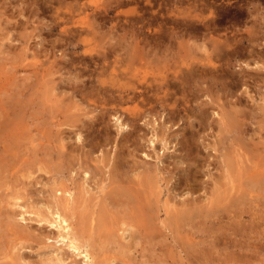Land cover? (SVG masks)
<instances>
[{"label": "rangeland", "instance_id": "obj_1", "mask_svg": "<svg viewBox=\"0 0 264 264\" xmlns=\"http://www.w3.org/2000/svg\"><path fill=\"white\" fill-rule=\"evenodd\" d=\"M58 1L59 2H57V0H53V1L52 0H42V1L41 0H0V159H1L0 162L1 163L4 162V165H5V166L3 164L0 165V232H1L0 233V264H20V262L24 258H25L24 259L25 261H22L23 264H25L26 261L27 263L29 262V264L30 262L31 264L32 262L35 264H44L43 260L51 257V250L47 249L46 246L50 244L52 245L55 244L56 247L57 246L59 247L61 245L59 242L58 243L55 242V240H52V239L47 240L46 238L48 237L49 233L54 232V229H52L49 226V224L45 223L44 221H43L44 223L39 222L40 220L39 217L33 214L28 216L27 214L25 217L32 218V219H27V221H23V222L21 221L16 226L17 228H19V226L22 227L21 229L24 230V233L27 232L26 235L28 234L30 236L29 237L27 235V241L25 242V246L27 249L21 252V254H23L22 255L23 257L21 256V261L19 260L20 262L15 259L16 257L12 254L14 253L15 250L11 246H14L15 243H18V241L20 242L21 240L18 238V236H16L13 233L14 232L13 229L11 230L9 227L5 228L4 226L7 224V220H6L8 218L7 211L10 210L9 213L10 212L17 213L19 211L28 210V209L30 211H33L32 209L33 207L35 208V210H38V209L39 211L41 210L40 212L42 213L44 212L45 215L49 217L48 212H46L47 209L43 208L44 209L43 210L42 207H45L43 205L46 202V199L49 198L50 196V187L56 181L58 182V184H61V182H64L61 185H67V186L69 185L74 186V184L72 185V183L74 182H76L77 184H82L80 179L83 178L84 176L83 172L85 170L91 173V177L88 178L89 180L86 182L87 184L91 183L88 186L90 187V190L92 189V193H89L90 195L82 194L84 199L85 198L86 199L84 200L82 198L80 200L81 204H79L78 209L76 211L80 212L81 214L82 212H84L85 214H88L89 212H95L94 216L96 215L98 216L99 211H100V208L98 207V205L103 204L104 203L103 201L107 200L106 197L109 196L110 202L108 200L105 201V203L107 202L108 204L104 203L105 205L103 204V206L109 207L111 203L112 208L111 207L107 208V209H110V211L108 210L109 211L108 216H110L111 218L112 216H114L115 220L114 219L113 220L116 221L114 224V222L109 218V223L113 222L115 228H113L114 227L113 224L112 225L109 224L110 226H112V228L109 225L104 226L103 228L97 225L96 229L93 231L94 233L89 228L87 229V232H85V235L93 236L94 242H95L94 243L95 250H97L96 249V247H98L97 245H100L98 247V250L102 248L100 249L101 251L100 253L96 251V255L98 257L97 260L99 262L101 261L100 260L101 258L103 261V256L101 253H105L104 259H106L105 258L106 256H108V259H109V257H112V255H114L115 253V257L116 256L118 257H116V259L114 258V256L112 259L110 258L111 260L113 259L117 260L118 258L117 261H114V264H119L120 263L119 259L122 260L121 263L123 264H146V262L148 264H264V210H263L264 209V202H263L264 198L263 197H261L260 198L261 200L259 199L257 203L256 201H254L255 203L254 202L250 203L251 205L249 206V208L247 205L248 203L245 206L241 205V207L243 206L242 211H241V207L236 206V207H232L230 211L224 210V209L219 210L218 212L219 215L218 213H216L215 214L216 216L214 215V217L211 216L205 219L204 218L200 219V217L199 218L197 217L198 220L195 217V219H193L192 221H189L191 225L188 228L185 226L186 224H189V222L188 223L185 222L186 224L182 222L185 225L184 226L183 224H181V227L182 225L184 226L183 229L181 228L183 231L179 229L180 223L177 226L176 224L168 223L166 221V223H168V225L171 227L170 228L169 226H167L169 227L171 231H169V229L167 230V228L165 229V227L161 223V220H163L162 218L167 219L166 217L169 215L170 212L172 213L174 212L173 214H175L177 213L176 211L178 209H181V207H183L184 209L186 206L184 202L186 203L187 201L188 202L187 205H191L190 207L193 208L195 207V204L199 202L198 200H200V198L203 199V200L201 199L203 203L206 202L205 200L209 196L208 192L210 194L211 189H213L212 187H218V188L221 187V189L226 188V186H224L225 181L222 176L223 170L220 168L219 164H220V161L222 160L223 154L227 152L226 151L227 149L225 146H227V148L230 147V150L228 149V152H229L233 149V143L232 141H230L232 138L229 136L230 138L224 139L225 142L223 141V143H221L222 147L219 148V146H216L217 149L219 148L218 151L217 149L216 150L212 149V141H214L213 137L216 135L215 131H217V125L216 123L214 124V120L218 118L216 117V115L213 114L214 111L211 107L213 103L211 101V97L212 99L213 98L215 99L214 102H217L220 104L226 103L227 101H226L225 93H223L218 88H214V87H213L214 89L211 88L212 82L200 81L199 83H197V87L200 91L197 92L193 90L194 97L192 99L193 107L195 108L194 110L195 115L197 117L191 119L192 124L190 127L192 128H189L188 130L187 128L186 129L184 128L188 125L186 124L185 117H178L176 119H170L168 121V118H165L166 120L164 119V114L161 117V115L156 116V114L149 115L148 112L142 113V111L144 112L145 109L147 108V107H144V109L138 113L139 116L137 117V119L133 123H131L132 126L130 125L131 126L130 129L125 130L123 132L120 131L121 127L117 121V116L120 117V114H119L120 112H117V115H114L115 114L114 111L108 112V109L111 108V106L109 105L106 106L104 104L101 105L103 100L98 99L97 97H95L94 100H99V103H97L99 106L97 105L96 107L98 108L94 112H92V110H90L92 106H90V104H88L89 106L87 105L89 101L87 100L86 102V98L80 93V90H82L83 87L89 88L91 84H95L97 85V87H100L99 83H97V80H101V78H103L104 80H107L108 77L106 76V74H98V73L103 70V67H105L104 69H106V67L112 68L115 66H118V67L124 66L123 62L125 61H121V59H123L124 57H126V59H129L127 57L138 55L137 57L140 58L142 56V58H140L141 60L140 59L133 60L136 62V63L133 62L135 63V66L137 65H140V66L149 65L148 67L153 66L154 64L150 65L149 61L146 62L147 58L145 59L146 56L143 53H145V51L152 52L151 50H153L154 45H152V48L150 49L148 48V46H146V43H145L146 41H143V40L145 39L147 41H150L151 39L152 41V39H157L160 41L168 42V40L165 38L168 37L171 32H174L176 30H179L180 28H183L184 23L191 22L193 26H199L198 23L197 24L194 23L195 20L192 18V15L198 14L197 12H200L199 9L202 7L196 10L194 14L193 13L194 10L193 9L190 10L189 8L188 3L192 2L189 0H183L184 2H177V0H154L153 2L152 0L151 4L148 3L149 5L147 4L145 0H138V1L136 0V2L127 3V4H124L123 6L120 5L119 8L114 4V8L112 7V9H108L109 8V5L107 6V4H109L108 0H79L78 1L79 3L76 2L75 0H64V1L58 0ZM142 1H144L145 3H143ZM245 1H247V3L248 2L252 3L253 6L258 7L260 11V18L264 22V1L263 0H260V1L243 0V2ZM134 3H138V4H134ZM247 3L239 2V4H242V5H246ZM218 4L220 5L217 11L218 17L232 15V13L234 12L227 2H219ZM134 6H135V9L137 8L136 14H139L140 17L137 16L136 14H130V11L134 9ZM106 8L108 9L109 13L105 12ZM165 8L167 11H165ZM114 10H116L117 12ZM172 10H175L178 12H184L183 10H190L189 13L191 14V17L189 18L187 14H185V12L183 15H181L180 13H177L178 15H176V12H174V15H173V13H171ZM120 11L124 14L128 13L129 16L128 14H126L127 16L123 15L122 13L119 14ZM164 12H165V16H164ZM100 13L101 15H98ZM159 15L160 17H158ZM198 15H202V11ZM169 16H170V19L168 18ZM202 16H209L208 11L203 13ZM172 17H173V20H175L174 22H172L173 21L171 19ZM145 18L147 22L145 21ZM159 18H161L162 20H160ZM136 27L139 29H137ZM164 27H165V30L162 29ZM159 34L161 35V37ZM163 34H165L166 37ZM77 37H78V40H77ZM133 38L135 39V41ZM181 39H183L184 42L185 40L187 42V40L189 39L190 43L196 40V38L192 39V37L191 39L189 37H181ZM181 39H178V42L177 40H175L177 45L172 44L171 49L174 48L175 50H180L181 46L178 43L179 41L180 42L182 41ZM142 45L146 47L144 48ZM149 47H151V45H149ZM260 47H258V49L262 50L263 47L262 48ZM154 49L156 48L154 47ZM128 52H130L129 53L130 55L128 54ZM160 52H158L157 54H159ZM192 52H194V50L191 51L190 53ZM131 54H134V55H131ZM105 55L107 58H105ZM118 55H120L122 58H120V56ZM115 56L118 59L117 62H114V59H116ZM103 59H105L106 61L103 62L104 61ZM108 59H109V63H108ZM247 59L250 62H247ZM100 60L102 61L100 62ZM137 61L139 62V64H137ZM236 61L235 60L233 61V64H235L233 67V70H238L240 68L239 64L242 66H245L247 63L248 64L250 63L249 64L250 67H248L249 70L254 65V57L253 59L252 57H241V58H238ZM94 62H97L95 63L97 66H92V65H95ZM43 63L45 64L44 67H40V65H42ZM90 67L91 68L96 67L99 70L97 69L98 70L97 71L95 70L96 68L91 69ZM153 67L155 69L154 68L152 69L156 71L159 68V67L156 68L155 65ZM35 69L37 70L35 71ZM86 69L89 71H86ZM74 70L75 72H73ZM78 71L81 74L78 73V75L76 76ZM88 72L90 73L88 74ZM92 72L94 73L91 74ZM40 73L42 74L41 77H39L41 75ZM37 76H38L37 80H39V82L36 81ZM70 78H72V80ZM52 80H54L55 83ZM70 80L72 82L75 80L74 84H72L75 86H71ZM76 80H77V84H76ZM43 82L45 83L48 82L46 83V85L47 84L49 85L51 91L49 87H47L45 83ZM55 84H56L57 91L56 89L54 90ZM64 84L67 86L66 90H65L66 87L63 86ZM43 86H45V88ZM92 86L93 85H91L90 87ZM59 87L60 89H58ZM197 87H194V89H196ZM48 89H49V92L47 93L45 90L48 91ZM201 89L203 90L208 89V92L207 91L203 92ZM58 94H60V96ZM62 94H65V96L64 95L62 96ZM209 96H210V99H209ZM219 96H221L222 98ZM57 97L58 99L63 98L61 102H64L65 106L63 107L61 106L60 108L59 105H63V103L62 104L56 103L57 101L59 102ZM68 97H69V100L67 99ZM203 99L204 100L208 99L209 101L207 100L204 101ZM249 99L251 100V98H248L246 101L248 102ZM258 99L260 100V98L256 96L253 99V101L251 100L252 103L249 102L250 105H248V103L247 105L248 106H251V104L254 105L253 102H255V106L256 105L259 106L260 102ZM229 100L231 99L229 98ZM52 101L56 105L55 107ZM68 101L70 103H68ZM200 101H203V102H200ZM205 102H209L210 104L205 103ZM72 104L74 105L76 104V106L73 105L74 107H76V109H73ZM132 105L133 104H128V105H125L124 107L129 106V107L134 108V105L133 106ZM253 105L251 107H255ZM20 106H22V108ZM52 107H53V110L54 108L56 109L55 113L52 110ZM102 107H104L103 110H102ZM201 107L203 109L204 108L206 109L205 115L208 117V120H209L208 122H206V125L205 123H201L200 116L198 115L199 113H201L200 111H203ZM57 109L58 110L62 109V110H60L58 113ZM105 109L107 110L105 111ZM70 110L72 113L74 112L75 114L73 113L74 114L73 115L72 113H69ZM63 111H66V112L64 113ZM101 111L102 113L104 112L102 115L104 116L105 114L104 116L105 118H103L102 115L100 116ZM64 114L65 116L66 115L67 116L64 117ZM78 114H80V116ZM52 115L53 116L55 115L54 117L57 116L56 119ZM72 115L75 117L74 120L71 119ZM83 115L87 116L86 119H83ZM59 116L64 117L65 120L63 118H60ZM125 117L126 115H123L120 117V119L122 118L121 122L123 119H124L123 123H125L126 121L129 122ZM147 117L150 121L147 119ZM156 117L157 119L154 120ZM67 118L70 122V123L67 122L68 124L66 123ZM151 118L154 120V122L152 121ZM59 120H60L59 123H65V124H63L62 126L56 127L57 125H59L58 123ZM178 120H179V123H178ZM73 121H75V123ZM84 121H86L87 123L89 121L90 124L88 123L87 126L83 127L84 125H81V124ZM166 121L167 123H164ZM173 121L175 123H173ZM78 122L81 124H79ZM169 122H171L170 127H172V129L168 127ZM199 122L201 123V125H199ZM64 125L67 126L65 128L66 130H64L63 128V133H61L62 132L61 127H64ZM77 125L78 127H76ZM89 125H92V129H93V131L91 129L88 130L90 133H88V131L85 130L86 127H88ZM71 126L73 127L71 128ZM255 126H253V124L249 126L252 132ZM58 128H59V131H57ZM79 128L84 129V130H81ZM95 128L96 130H94ZM155 128H160L162 129V131L164 130V134L162 135V133H160L159 131L160 129H155ZM80 131L82 133L81 134L82 138L80 142H78L79 140H78L77 132H80ZM127 131H130L133 136L132 135L128 136ZM72 132H75L74 135L72 134ZM100 132L101 134H104V136H102ZM157 132L160 133L159 136ZM184 132L185 133L187 132V133L185 134ZM43 133H46V134L44 135ZM60 134L68 135V138L66 139L65 143L67 144L68 142L69 144V145L67 144L68 147L69 146H70L69 148L72 147L71 149H73L74 151L72 157H69V158L60 157V153H59L60 149L58 147V143L56 142V140H58V138L62 136ZM92 134L94 135L92 136ZM124 134L128 136L126 137L129 140L124 136ZM262 134H264V131H261V134L255 137L256 138L258 136L264 137V135ZM48 135H50V141L48 140L49 139ZM164 135L165 136L169 135V137H165ZM188 135H193L194 139H193V142L191 140L192 145L190 144V142H188L189 147L185 148L184 141L187 140V137L185 136H188ZM45 136L47 137V139H45L46 138ZM73 136H75L74 139H73ZM93 137L97 141L92 139ZM152 137L155 140L154 145L151 142L153 141ZM162 137L164 139H167L168 141L167 142L168 144H166V146H165L164 140H162L164 143L159 142ZM70 138L72 141L70 140ZM42 139L44 140L41 141ZM82 140L84 143L82 142ZM32 141L34 143H32ZM104 143L106 145H104ZM193 143L196 144L197 146L194 145ZM33 144L35 145V147L32 146ZM40 144L44 145L43 146L44 148H46V145H47V148L44 149ZM50 144L51 145L53 144V145L51 146ZM77 144L79 145V147ZM84 146H86V148ZM33 147L34 149H32ZM223 147H225V150H222ZM41 148H43L45 152H47L48 150V154L46 155L42 151L43 149ZM82 148L83 150L84 149L87 150L86 151L87 154L86 153L85 155L83 154L85 151H82L81 150ZM116 149L117 150L123 149V150L117 151ZM35 150H36V153H35ZM51 150H52V154L50 156L49 152H51ZM114 151L117 152L118 155L123 156V157H120L116 154L114 155V157L117 156L115 157L116 159L118 157L119 159L120 158L122 159L123 163L120 162L122 163L120 164V166L122 167L124 166L123 168L125 169L121 170L122 167L120 166L118 168V170H120V172L122 173H120L118 170H115V168H112L114 166L113 164H115L114 160H116L113 158ZM33 153L35 155H33ZM218 153L220 154L219 156H218ZM44 154L46 156H43ZM80 154H83L84 156ZM125 155H128V156L126 157ZM56 156L58 157V159L60 158V161L56 158ZM194 156L197 157L198 160ZM77 157L79 158L78 161H77L78 159ZM220 157H221V160H220ZM55 158L59 162H62L61 163L62 166L59 165L60 163L58 164L57 161H56L57 164L54 162ZM123 158L125 160L127 159L128 162L126 161L124 162ZM37 159L41 161V163H43V167L44 166L46 167V165H48L47 168L44 167L43 169L50 170L53 173L50 172L51 174L49 173L46 174L44 170L39 171L41 167L40 165H37L39 163ZM73 159L75 160V162ZM97 159L100 161L98 162ZM192 159H194L193 162H192ZM195 159L198 161L197 163H199L200 165L197 168L199 172L198 171L196 172V169H195V165H196ZM133 160H136V161L133 162ZM33 162L34 163L36 162V165H34ZM51 162L53 165H49ZM54 163L59 168L55 166ZM106 164H109L112 167L110 166V168H108L109 165L107 167ZM132 164L133 165L137 164L138 168L136 165L133 166ZM163 166L165 168H163ZM190 166H193V167H190ZM216 166H218V168H216ZM87 167L89 168L90 171L87 169ZM105 167H106L105 170H101V171L99 170L102 168L104 169ZM63 168H64V171H63ZM131 168L133 170L135 168L136 169L133 171ZM110 169L112 170L114 169V171ZM81 170H83V172H81L83 176L80 175ZM98 170L99 172H103V174L99 173ZM109 170L111 172L112 179L108 175L110 174ZM137 171L140 172L138 174H140L142 178L145 176H147V179L151 178L150 182L148 181H147L148 183L145 182L148 186L144 183L147 186V188L144 187L145 186L144 184H143L144 188H142L143 191H145L146 189V192L149 190L148 191L149 193L147 192L145 195L147 198L146 201L143 202L144 204L141 203L143 205V208H142L143 211L141 210L140 212V210H137L140 205L138 203H136V205L138 204L137 205L138 207L135 204L132 206L126 205L125 201L127 200L126 198L123 199L124 197L119 196L120 198L118 197V199H115V200L112 199L114 192L111 193V195L108 193V196L104 197V194H106L104 192H107L110 188L112 187L118 188L117 186H120V184L124 185L126 180L127 181L134 180L130 178V176L135 178L134 175L132 174H134L133 172H137ZM153 171L154 173L156 172V175L153 173ZM32 172L34 174H32ZM92 172H94L95 174ZM143 172H148V173L144 176ZM220 172L221 174H219ZM99 174H102V175L99 176ZM129 174L130 176H128ZM138 174L135 173V176L137 178H138L137 176ZM152 174H154L155 177L157 176L156 179L153 177ZM55 175L57 179L55 178ZM92 175L93 177L95 175L96 179H93ZM123 175L124 176L126 175L125 178ZM195 175L198 181L196 186H197V189L198 190L200 189V190L199 191L196 190V193L188 192L187 194L186 192L187 190L185 189L184 186H186V182H188V179H191L192 178L191 176L195 177ZM211 175H213V177H211ZM102 176L103 178L101 179ZM140 176H139V179L137 180L142 179L140 178ZM72 177H75L74 178L75 181L74 179H71ZM69 178L71 179V181ZM213 178L215 181L212 180ZM100 179L101 181H105V182H101ZM94 180H95V184H97L95 186L92 185V183L94 184ZM217 180L222 184L220 183L213 184V183L218 182ZM98 182L104 183L106 187H109V186L110 187L106 189V191H99L98 189H96V186L98 187V186H103V185L99 184ZM153 182L155 183L157 182L156 186L155 184L153 186ZM116 183L118 184L116 185ZM91 185L94 187V191ZM207 186L210 188V190L208 189ZM156 187L158 188L155 189ZM158 189L159 191L157 192ZM150 190H152L154 193H152V191ZM155 194H157L155 196L156 198L154 197ZM89 196L93 198V200L95 201L94 203L92 202L93 200L91 199H89L91 200L90 201L91 204L87 202ZM148 198H150L152 202ZM196 198L197 199L199 198V199L196 200ZM166 199H167V202H166ZM188 199H190L193 202H191ZM121 200L124 202V205H122L123 202L120 205ZM153 200L156 202V204L153 203L154 202ZM112 201H115L117 204ZM98 202L100 203L98 204ZM145 202H147V206H145ZM200 202L198 203L199 205L203 204L202 202L201 203ZM260 202H261V205H260ZM14 203H17L18 205L23 207V209H21L20 207L18 208L16 206L15 207L11 206ZM150 203H153V204L151 205ZM166 203L169 205V207ZM174 203L176 204L175 207L177 208L173 207L175 205ZM180 203L181 204L183 203V205H181ZM87 204L89 205V207L90 205L92 207L88 208ZM39 207H41V209ZM79 207H81V209L83 210L81 211ZM150 207H151V211L149 210ZM152 207H153V210H152ZM166 207H168L169 209L172 208L173 210L167 209V212H166ZM98 208H99V211H97ZM130 209L131 210L134 209V211L132 210L130 212ZM233 209L235 211H232ZM111 211L113 213L114 212H117V213H114L115 214L114 215L113 213H111ZM145 211L147 215H144ZM125 212L126 213L130 212L128 213L130 215L131 213L134 212L135 217L133 215L134 218L130 219L132 218V216L130 215L126 216L127 214L123 215ZM139 212L142 213V216H144L143 218L139 214ZM136 213L137 215L139 214L140 216L137 217ZM235 213L238 214L239 216L238 215L236 216ZM120 214H122L123 216ZM89 215L92 216V214H89ZM118 215L120 216L118 217ZM77 216L79 218V213H77L76 218ZM149 216H152L153 218L157 217V219L156 218L154 219L155 222L154 220L153 222L151 221L153 225L155 224L153 226L154 229L151 224L149 225V224H146L145 222V221H147V223L149 222ZM128 217L131 220V222L130 220H128ZM141 218L143 219L142 222H141ZM30 220H33V221H30ZM121 221H126L127 223L133 224L134 226L138 225V227L139 226L141 227L142 225V227L144 228L146 227L151 228V230L153 229L154 231L153 230L150 231V229H148V231L151 233H155L154 235L151 233L150 235H147L145 232H143L146 235V237L148 236V238H146L148 241L146 239H143L144 240L143 244L140 243L142 242V239H139L138 241L139 237H137L136 244H138L137 245L138 247L135 244L131 248V251H128L129 252L128 254L132 253L129 256V260L131 261L127 260L128 255L123 256L122 255L123 253L121 254L122 250H121V247L118 246V243L114 244L113 241L108 242V239H106L108 237L106 236L104 237V234H106L108 229L111 228V231L113 230L116 231L115 229H117V222L118 224H120ZM134 221L137 224H135ZM138 221L140 224L141 223L142 224L139 225ZM199 221L205 223L204 224L205 226L200 224L201 222L199 223ZM170 224H172L173 226ZM155 226L158 229H156ZM173 227L175 228V230ZM141 228H140L141 231L145 230L147 232L146 229L143 230V228L142 229ZM177 230L179 232L181 231L182 233H179ZM4 231L6 232V234ZM100 231L102 235L100 234ZM129 231H132V230L130 229ZM121 233L122 232H119L120 235ZM128 233H126L127 240L126 241L122 240L124 241L126 245L129 239ZM95 234H98V236ZM143 236L144 235H142V237ZM152 236H154V238ZM97 237L98 238L100 237L99 239L101 241L102 239H104L102 242L105 241V243H101V241ZM150 238L151 239L153 238V239L151 240ZM110 242L113 244H111ZM109 243L111 244V246L109 245ZM107 247L111 248L112 252L109 251V249H106L108 251L106 252L105 248ZM117 248H119V250L121 251L119 250L117 251ZM64 250L67 254H69L68 255L69 257L71 256L69 258L70 261L68 260L69 262H75L74 260H76L78 262L77 264H80L79 261L82 259V257L80 256L74 257L71 251L66 247L64 248ZM68 251H70V253H68ZM119 252L121 254L120 257H119ZM97 253L100 255H98ZM12 255L14 256L13 258H11ZM124 257L126 259H122ZM14 259L18 263L14 261ZM110 259H109V262L106 259L104 263L108 262L106 264H111ZM82 263H83V259L81 260V264Z\"/></svg>", "mask_w": 264, "mask_h": 264}, {"label": "bare ground", "instance_id": "obj_2", "mask_svg": "<svg viewBox=\"0 0 264 264\" xmlns=\"http://www.w3.org/2000/svg\"><path fill=\"white\" fill-rule=\"evenodd\" d=\"M42 1V0H41ZM53 1V0H52ZM64 1V0H62ZM61 1V2H62ZM76 2H78L79 0H75ZM109 1V4H107V6L109 5V8L108 9H112V7L114 8V4L119 8L120 5H124V4H127V3H131V2H136V0H108ZM138 1V0H137ZM147 2V4H151L152 3V0H145ZM189 1H192V2H189V8L190 10H194V12H196V10H198L200 7L199 10L200 12H197L198 14L201 13L202 11V15L203 13H205L206 11H208L209 13V16H202V15H192V18L195 20L194 23H198L199 26H193V24L191 22H186L184 23V26L183 28H180L179 30H176L174 32H171L169 34L168 37H166L165 34V39L168 40V42H164V41H160V40H157V39H150V41H147L144 40L143 41H146V46H148V48H152V45H154V47L156 49H154L153 47V50H151L152 52L150 51H145V53H143L146 57V62L149 61L150 65L151 64H154L156 66L157 71L156 70H153L152 68H154L153 66H140V65H137L135 66V61H133L134 59H140L142 58V56L140 58H138L137 56L138 55H134V54H131V55H134V56H131V57H127L129 59H126V57H124L123 59H121V61H125L123 62L124 63V66H115V67H112V68H109V67H106V69H104L105 67H103V70L101 72H99L98 74H106V76L108 77L107 80H104L103 78H101V80H97V83H99L100 87H97V85L95 84H91L93 85L92 87L89 86V88H82V90H80V93L81 95H83L85 98H86V102L87 100L90 102L87 103L90 104V106H92V108H90V110H92V112H94L98 107H96L99 103V100H94L95 97H97L98 99H101L103 100V102L101 103V105H109L111 106V108L108 109V112L109 111H114L115 114L114 115H117V112H120V117L123 116V115H126V119L129 121V122H125L123 123V120L121 122V119L120 117L117 116V121L120 125V131L123 132L125 130H128L130 129V127L132 126L131 123H133L137 117L139 116L138 113L141 112L144 107H147L145 109V111L142 113H149L150 114H156L157 115H162L164 114V119L165 118H168V121L170 119H176L178 117H185L186 118V124H188L186 127H184L185 129L187 128V130L189 128H192L190 127L191 126V119L197 117L195 115V108L193 107V103H192V99H193V90L199 92L200 90L198 89L197 87V83H199L200 81L202 82H212L211 84V88H218L220 89L223 93L226 94V103H223V104H220V103H217V102H214L215 99L213 100L212 97H211V101L213 102L212 103V109L214 111V115H216V117L218 119L214 120V124L216 123L217 125V131L216 132V135L213 137L214 138V141H212V149L216 150L217 147L216 146H221V143H223L224 139H228V138H232L230 141H232L233 143V149L231 151L228 152V149L230 150V147L227 148L226 147V153L223 154L222 156V160H221V157H220V168L223 170V179L225 181V184L224 186H226V188H218V187H212L213 189H211V192L209 194L208 192V197H204L206 198V202L203 203V199L200 198V200H198L196 198V200H198L199 202L201 201L203 204L199 205L198 203H194L195 204V207H190L191 205H187V201L186 203L184 202V205L185 208L183 209V207H181V209H178L175 213L173 214L172 212H170L169 210L172 209V208H168L166 207V212H167V209H169L168 211L172 214H170L169 212V216L167 213V219H164L162 218L163 220H161V223L163 224V226L165 227V229L167 228V230L169 229V225L168 223H172V224H176L177 226L179 225L180 223V228L179 229H183L184 228V224H186L185 222H189V221H192L193 219H197V217L200 219L202 218H207V217H214V215L216 213L219 212V210H231L232 207H236V206H239L241 207V205L245 206L247 203L248 205V208L249 206L251 205L250 203L256 201V203L258 202V200L263 197L264 198V137L262 136H258L257 138L255 136L261 134V131H264V22L263 20L260 18V11L258 9L257 6H253L252 3H247V1L243 2V0H189ZM257 1V0H256ZM260 1V0H258ZM264 1V0H263ZM57 2H59L57 0ZM60 2V3H61ZM143 3H145L144 1H142ZM154 2V0H153ZM157 2V1H156ZM177 2H184L183 0H177ZM219 2H227L228 5H230V7L233 9V13L232 15H226V16H219L218 17V8L220 7V5L218 4ZM239 2L241 3H247L246 5H242V4H239ZM40 3V2H39ZM79 3V2H78ZM50 4V3H49ZM54 4V3H53ZM134 4H138V3H134ZM140 4V2H139ZM148 4V5H149ZM187 4V6H188ZM239 4V5H238ZM255 5V4H254ZM138 6V5H137ZM136 6V7H137ZM151 6V5H150ZM108 9L106 8L105 9V12L106 13H109ZM137 9V8H136ZM135 9V6H134V9H132L130 11V14H136L137 11ZM168 9V8H167ZM102 10V9H101ZM178 10V9H177ZM190 10H183L185 12V14H187V16L190 18L191 17V14L189 13ZM220 10V9H219ZM98 11V10H97ZM116 11V10H114ZM139 11V10H138ZM165 11L166 8H165ZM204 11V12H203ZM117 12V11H116ZM174 12H176V15H178L177 13H180L181 15L184 14V12H178V11H175V10H172L171 13H173L174 15ZM96 13V12H95ZM94 13V14H95ZM98 13V12H97ZM122 12L120 11L119 14H121ZM140 13V12H139ZM153 13V12H152ZM123 15H126L128 13H122ZM141 14V13H140ZM179 14V15H180ZM195 14V13H194ZM98 15H101L98 14ZM104 15V13H103ZM102 15V16H103ZM137 16H139V14H136ZM153 15V14H151ZM107 16V15H106ZM127 16V15H126ZM129 16V14H128ZM164 16H165V12H164ZM163 16V18H164ZM172 16V15H171ZM95 17V16H94ZM140 17V16H139ZM160 17V15L158 16ZM170 19V16L168 17ZM183 18V17H182ZM144 19V18H143ZM160 20H162L161 18H159ZM173 20V17L171 18ZM105 20V19H104ZM151 20V19H150ZM158 20V19H157ZM167 20V19H166ZM189 20V19H187ZM108 21V19H107ZM138 21V20H137ZM145 21H146V18H145ZM149 21V20H148ZM175 20H173L172 22H174ZM191 21V20H190ZM147 22V21H146ZM152 23V22H150ZM148 24V23H147ZM155 24V23H154ZM163 24V23H162ZM176 25V24H175ZM142 26V25H141ZM144 26V25H143ZM178 26V25H177ZM180 26V25H179ZM131 27V26H130ZM154 27V26H153ZM162 27V25H161ZM137 28V27H136ZM143 28V27H142ZM158 28V27H157ZM179 28V27H178ZM139 29V28H137ZM159 29V28H158ZM165 30V27L162 28ZM153 30V29H152ZM138 31V30H137ZM170 31V30H169ZM158 33V32H157ZM163 33V32H161ZM156 34V33H155ZM167 34V33H166ZM160 35V34H159ZM145 37V36H144ZM155 37V36H154ZM157 37V36H156ZM161 37V35H160ZM181 37H189L191 39L193 38H196V40L192 41L190 43V40L188 39L187 42L185 40V42L183 41V39H181ZM163 38V37H162ZM134 39V38H133ZM161 39V38H160ZM164 39V40H165ZM178 39H181L182 41L180 42L179 41V45L181 46L180 50H175L173 47V49H171V45H175L176 44V41L178 42ZM198 39V40H197ZM77 40H78V37H77ZM174 40V42H173ZM135 41V39H134ZM133 41V42H134ZM155 41V42H153ZM148 42V43H147ZM184 42V43H182ZM138 43V42H137ZM143 43V44H145ZM136 44V43H135ZM137 45V44H136ZM149 45H151V47H149ZM177 45V44H176ZM186 45V46H185ZM140 46V45H138ZM143 46V45H142ZM146 46H143L144 48ZM262 46V47H260ZM179 47V46H178ZM177 47V48H178ZM258 47L262 48V50H259ZM176 48V49H177ZM184 49V50H183ZM140 50V49H139ZM147 50V49H146ZM193 51L192 53L189 52ZM129 51V50H127ZM126 51V52H127ZM144 51V50H143ZM161 51V52H160ZM125 52V51H124ZM134 52V51H133ZM136 52V51H135ZM158 52H160L159 54H157ZM113 53V51H112ZM115 53V52H114ZM130 52H128L129 54ZM138 53V52H137ZM122 54V53H121ZM120 54V55H121ZM118 55V56H120ZM130 55V54H129ZM141 55V54H140ZM108 56V55H107ZM241 57H254V65L252 66V68H249V64L247 63L245 66H242L239 64L240 68L238 70H233V67L235 64H233V61L237 60L238 58H241ZM105 58L106 55H105ZM116 59H114V62H117V57L115 56ZM120 58H122L120 56ZM244 59V58H243ZM251 59V58H250ZM98 60V59H97ZM105 62L106 60L103 59ZM116 60V61H115ZM141 60V59H140ZM240 60V59H239ZM242 60V59H241ZM102 60H100L101 62ZM245 61V60H243ZM135 62V63H133ZM145 62V61H144ZM240 62V61H239ZM247 62H250L248 59H247ZM38 63V62H37ZM90 63V62H89ZM97 63V62H94V64ZM108 63H109V59H108ZM122 63V62H121ZM237 63V61H236ZM245 63V62H244ZM252 63V62H251ZM101 64V63H100ZM103 64V63H102ZM137 64H139V62L137 61ZM145 64V63H144ZM44 63L42 65H40V67H44ZM92 65V64H91ZM105 65V64H104ZM86 66V65H85ZM92 66H97L96 64L95 65H92ZM88 68V67H87ZM91 68V67H90ZM94 68V67H92ZM91 68V69H92ZM96 68V67H95ZM94 68V69H95ZM79 69V68H78ZM98 68H96L95 70H97ZM155 69V68H154ZM37 69H35L36 71ZM52 70V69H51ZM99 70V69H98ZM97 70V71H98ZM53 71V70H52ZM80 71V70H79ZM79 71L77 72L76 76L78 75ZM86 71H89L86 69ZM91 71V70H90ZM39 72V71H38ZM41 72V71H40ZM47 72V71H45ZM59 72V71H57ZM75 72V70L73 71ZM90 72H88L89 74ZM94 72H92L91 74H93ZM41 74V73H40ZM75 74V73H74ZM81 74V73H79ZM90 74V75H91ZM89 75V76H90ZM151 75V77H150ZM42 74L39 76L41 77ZM45 76V75H44ZM75 77V76H74ZM79 78V77H78ZM38 79V76L36 77V81L39 82ZM72 80V78H70ZM99 79V78H98ZM46 80V78H45ZM70 80V81H71ZM54 82V80H52ZM51 81V82H52ZM68 81V82H70ZM36 82V83H37ZM50 82V84H51ZM67 82V83H68ZM72 82V81H71ZM71 86H75V85H72L74 84L75 80L71 83ZM45 83V82H43ZM48 83V82H46ZM45 83V85H46ZM55 83V82H54ZM93 83V82H92ZM53 84V83H52ZM76 84H77V80H76ZM80 84V82H79ZM78 84V86H79ZM201 84V83H200ZM68 85V84H67ZM88 85V84H87ZM108 85V86H107ZM205 85V83H204ZM210 85V83H209ZM47 87H49V85L47 84L46 85ZM51 86V85H50ZM59 86V85H58ZM63 86H65V90L67 89V86L64 84ZM70 86V88H71ZM203 86V85H202ZM45 88V86H43ZM46 87V88H47ZM53 87V86H52ZM82 87V86H81ZM194 87H197L196 89H194ZM200 87V85H199ZM64 88V87H63ZM77 88V86H76ZM205 88V87H204ZM213 88V89H214ZM50 89V87H49ZM49 89L48 91L45 90L47 93L49 92ZM56 89V84H55V88L54 90ZM60 89V87L58 88ZM84 89V90H83ZM198 89V90H197ZM209 89V88H208ZM208 89L207 90H203L201 89L203 92L207 91L208 92ZM241 89V90H240ZM210 90V89H209ZM51 91V89H50ZM57 91V89H56ZM62 91V90H61ZM69 91V90H68ZM53 92V91H52ZM66 92V91H65ZM202 92V93H203ZM45 93V92H44ZM51 93V92H50ZM49 93V94H50ZM68 93V92H67ZM36 94V92H35ZM48 94V95H49ZM61 94V93H60ZM60 94H58L60 96ZM74 94V93H73ZM205 94V93H204ZM210 94V92H209ZM34 95V94H33ZM45 95V94H44ZM47 95V94H46ZM65 96V94H62V96ZM198 96V95H197ZM207 96V95H206ZM224 96V95H223ZM259 97L260 100H259V106L256 105L255 106V102L254 105L251 104V106H255V107H251V106H248L250 105L249 102H251V100L253 101V99L255 97ZM217 97V96H216ZM221 97V96H219ZM60 98V97H59ZM62 98V97H61ZM84 98V99H85ZM198 98V97H197ZM201 98V96H200ZM222 98V97H221ZM229 98L231 100H229ZM248 98H251V100L248 102L246 101ZM55 99V98H54ZM58 99V97H57ZM56 99V101H57ZM63 99V98H62ZM62 99H58L59 102L57 101L56 103L58 104H62L63 105H59L60 108L61 106H65L64 102H61ZM69 100V97L67 98ZM82 99V100H84ZM209 99H210V96H209ZM218 99V98H217ZM17 100V99H16ZM204 100V99H203ZM209 101L208 99H205L204 101ZM19 101V100H18ZM22 101V100H21ZM55 101V100H54ZM65 101V100H63ZM221 101V100H220ZM225 101V100H224ZM246 101V102H245ZM200 102H203V101H200ZM199 102V103H200ZM18 103V102H17ZM52 103L54 104V102L52 101ZM68 103H70L68 101ZM74 103V102H73ZM205 103H209V102H205ZM228 103V105H227ZM248 103V105H247ZM252 103V102H251ZM20 104V103H19ZM128 104H133L134 105V108L133 107H124L125 105H128ZM210 104V103H209ZM258 104V103H257ZM74 104H72V107L73 109H76V104L73 106ZM132 105V106H133ZM140 105V106H139ZM143 107H142V106ZM56 105L54 104V107ZM68 106V105H67ZM89 106V105H88ZM99 106V105H98ZM195 106V105H194ZM202 106V105H200ZM208 106V105H207ZM22 108V106H20ZM70 107V106H69ZM204 107V106H202ZM201 107V108H202ZM209 107V106H208ZM19 108V107H18ZM58 108V107H56ZM71 108V107H70ZM104 107H102V110H103ZM63 109V108H62ZM60 109V110H62ZM66 109V108H65ZM64 109V110H65ZM72 109V108H71ZM78 109V108H77ZM200 109V108H199ZM203 109V108H202ZM52 110H53V107H52ZM55 108H54V113H55ZM58 113H59V111ZM107 109H105L106 111ZM210 110V109H208ZM200 111V110H199ZM205 111L206 109L204 108L203 111H200L201 113H199L198 115L200 116V119H201V123H205L206 125V122H208V117L205 115ZM64 113L66 111H63ZM81 112V111H80ZM69 113H72L71 110ZM74 113V112H73ZM72 113V114H73ZM79 113V112H78ZM86 113V112H85ZM104 113V112H103ZM102 111L100 113V116L103 114ZM127 113V114H125ZM197 113V112H196ZM75 114V113H74ZM73 114V115H74ZM81 114V113H80ZM80 114H78L80 116ZM89 114V113H88ZM123 114V115H122ZM72 115L71 119L74 120V116ZM82 115V114H81ZM148 115V116H149ZM209 115V114H208ZM53 116V115H52ZM55 116V115H54ZM53 116V117H54ZM67 116V115H66ZM65 114H64V117H66ZM83 115V119H86L87 116ZM90 116V115H89ZM97 116V115H96ZM103 116V115H102ZM105 116V114H104ZM103 116V118H105ZM57 117V116H56ZM56 117H54L56 119ZM60 117V116H59ZM64 117H60V118H63L65 120ZM160 117V118H161ZM207 117V118H206ZM141 118V117H140ZM82 119V118H81ZM93 119V118H91ZM102 119V118H101ZM116 119V117H115ZM148 119V117H147ZM152 119V118H151ZM157 117L154 119L156 120ZM199 119V118H198ZM197 119V120H198ZM207 119V120H206ZM58 120V118H57ZM66 123L69 122L68 118L66 119ZM97 120V119H95ZM149 120V119H148ZM154 120L152 119V121L154 122ZM166 120V119H165ZM104 121V120H103ZM102 121V122H103ZM120 121V122H119ZM150 121V120H149ZM158 121V120H157ZM60 122V120L58 121V123ZM75 123V121H73ZM95 122V121H94ZM193 122V121H192ZM56 123V122H55ZM70 123V122H69ZM79 123V122H78ZM89 123V121H88ZM88 123L86 121H84L81 125H84L83 127L87 126ZM130 123V124H129ZM164 123H167L164 122ZM170 123L169 122V128L172 129V127H170ZM173 123H175L173 121ZM178 123H179V120H178ZM201 123L199 122V125H201ZM63 124L65 123H59V125H57L56 127L58 126H62ZM68 124V123H67ZM78 124V125H79ZM90 124V123H89ZM102 124V123H101ZM253 124L254 129H253V132L250 130L249 126ZM255 124V125H254ZM78 125L76 127H78ZM99 125V124H98ZM131 125V126H130ZM203 125V124H202ZM97 126V125H96ZM108 126V125H107ZM175 126V125H174ZM182 126V125H181ZM67 126L64 125V127H61L62 128V132L63 133V128L64 130H66ZM69 127V126H68ZM73 126H71L72 128ZM75 127V125H74ZM81 127V126H80ZM101 127V126H100ZM109 127V126H108ZM153 127V126H152ZM161 127V126H160ZM60 128V127H59ZM59 128L57 131H59ZM70 128V127H69ZM183 128V129H184ZM81 129V128H79ZM78 129V130H79ZM92 129V125H89L88 127H86L85 130H89ZM155 129H160V128H155ZM167 129V128H166ZM178 129V128H177ZM74 130V129H73ZM81 130H84V129H81ZM96 130V128L94 129ZM98 130V129H97ZM134 130V129H133ZM72 131V130H71ZM106 131V130H105ZM160 133H162V135L164 134V130L162 131V129L159 130ZM169 131V129H168ZM183 131V130H182ZM186 131V130H185ZM191 131V130H189ZM251 131V132H250ZM102 132V131H101ZM100 132V134H101ZM59 133V132H58ZM75 132H72V134L74 135ZM84 133V132H83ZM88 133H90L88 131ZM92 133V132H91ZM118 133V132H117ZM158 133V132H157ZM156 133V135H157ZM160 133H158V136L160 135ZM185 133V132H184ZM187 133V132H186ZM185 133V134H186ZM192 133V132H191ZM44 135L46 133H43ZM42 134V135H43ZM81 131L80 132H77V135H78V142H80L82 136H81ZM99 134V135H100ZM176 134V133H175ZM183 134V132H182ZM41 135V136H42ZM62 135V136H60ZM58 140H56V142L58 143V147L60 149V157H66V158H69V157H72L73 156V149L69 148L68 147V142L67 144L65 143L66 139L68 138V135H63V134H60ZM76 135V137H77ZM86 135V134H84ZM94 134H92L93 136ZM102 136H104V134H101ZM110 135V134H109ZM118 135V134H117ZM127 135L128 136H131V132L130 131H127ZM126 134H124V136L126 137L127 136ZM153 135V134H152ZM161 135V136H162ZM167 135V134H165ZM164 135V136H165ZM264 135V134H262ZM57 136V135H55ZM54 136V137H55ZM97 136V135H96ZM108 136V135H107ZM123 136V137H124ZM127 136V137H128ZM133 136V135H132ZM157 136V137H158ZM230 136V137H229ZM46 137V136H45ZM72 137V136H71ZM75 136H73V139H74ZM86 137V136H84ZM126 137V138H127ZM165 137H169L168 136H165ZM187 137V140L184 141V147L187 148L189 147L188 145V142H190V144L192 145L191 143V140L193 142V135H188V136H185ZM48 140L50 141V135H48ZM57 138V137H56ZM55 138V139H56ZM91 138V137H90ZM97 138V137H96ZM122 138V137H121ZM153 138V137H152ZM151 138V139H152ZM47 139V137L45 138ZM84 139V138H83ZM94 139V137L92 138ZM99 139V138H98ZM101 139V138H100ZM110 139V138H109ZM128 139V138H127ZM158 139V138H157ZM197 139V138H196ZM44 139H42L41 141H43ZM52 140V139H51ZM71 140V138H70ZM76 140V139H75ZM74 140V141H75ZM96 140V139H94ZM104 140V139H103ZM129 140V139H128ZM160 140V139H159ZM158 140V141H159ZM162 140H164L165 142V146L166 144H168L167 142V139H164L163 137L161 138V140L159 142H163ZM55 141V140H54ZM72 141V140H71ZM88 141V140H87ZM97 141V140H96ZM101 141V140H100ZM154 138H153V141L152 144L154 145ZM228 141V140H226ZM48 142V141H47ZM76 142V141H75ZM83 142V140H82ZM89 142V141H88ZM94 142V141H93ZM92 142V144H93ZM104 142V141H103ZM163 142V143H164ZM225 142V141H224ZM32 143H34L32 141ZM36 143V142H35ZM53 143V142H52ZM74 143V142H73ZM84 143V142H83ZM37 144V143H36ZM42 144V143H41ZM40 144V145H41ZM56 144V143H55ZM71 144V143H70ZM194 144V143H193ZM227 144V143H226ZM38 145V144H37ZM51 145V144H50ZM53 145V144H52ZM51 145V146H52ZM57 145V144H56ZM76 145V144H74ZM78 145V144H77ZM90 145V144H89ZM97 145V144H96ZM104 145H106L104 143ZM196 145V144H194ZM32 146L35 147V145L33 144ZM42 147L44 145H41ZM197 146V145H196ZM34 147L32 149H34ZM57 147V146H56ZM57 147V148H58ZM79 147V145H78ZM86 148V146H84ZM95 147V146H94ZM99 147V146H98ZM117 147V145H116ZM211 147V145H210ZM225 147L222 148V150H225ZM44 148V147H43ZM41 148V149H43ZM46 148H47V145H46ZM44 148V149H46ZM52 148V147H51ZM49 148V149H51ZM169 148V147H168ZM218 148V149H219ZM42 150L46 155L48 154V150L47 152H45V150ZM184 149V148H183ZM217 149V151H218ZM80 150V148H79ZM82 151H85L83 154L85 155L86 151L87 150H83V148L81 149ZM117 150V149H116ZM123 150V149H121ZM121 150H117V151H121ZM181 150V149H180ZM186 150V149H185ZM221 150V152H222ZM33 151V150H32ZM58 151V150H56ZM55 151V153H56ZM183 151V150H182ZM220 151V150H219ZM40 152V150H39ZM80 152V151H78ZM123 152V151H122ZM193 152V151H192ZM35 153H36V150H35ZM58 153V155H59ZM124 153V152H123ZM43 155V156H46V155ZM52 154V150L51 152H49V155L51 156ZM83 154H80V155H83ZM87 154V153H86ZM111 154V153H109ZM118 155L117 152L114 151L113 153V158L116 159L114 155ZM120 154V153H119ZM129 154V153H128ZM33 155H35L33 153ZM48 155V156H49ZM55 155V154H54ZM57 155V154H56ZM79 155V154H78ZM77 155V156H78ZM83 155V156H84ZM107 155V154H106ZM131 155V154H130ZM220 154L218 153V156ZM120 156V155H118ZM126 157L128 155H125ZM132 156V155H131ZM129 156V157H131ZM149 156V155H148ZM147 156V157H148ZM157 156V154H156ZM35 157V156H34ZM39 157V156H37ZM41 157V156H40ZM79 157V156H78ZM77 157V158H78ZM107 157V156H106ZM109 157V156H108ZM111 157V156H110ZM120 157H123V156H120ZM150 157V156H149ZM154 157V156H153ZM195 157V156H194ZM216 157V155H215ZM56 158L58 159V157L56 156ZM55 158V163L57 161V163L59 165H61L62 162H59L60 161V158L58 160H56ZM80 158V157H79ZM79 158L77 159V161L79 160ZM104 158V157H103ZM102 158V159H103ZM197 158V157H195ZM36 159V158H35ZM34 159V160H35ZM40 159V158H39ZM101 159V161H102ZM107 159V158H106ZM105 159V160H106ZM119 159V157L117 158ZM114 160L115 161V164H113L114 166L112 167L111 165L109 164H106L107 167L109 165L108 168H110V166L112 168H115V170H118L120 164H122V159L120 158L119 160ZM124 159V158H123ZM216 159V158H215ZM1 160V159H0ZM38 160V159H37ZM43 160V159H42ZM72 160V158H71ZM74 160V159H73ZM98 160V159H97ZM104 160V161H105ZM113 160V159H112ZM121 160V161H120ZM156 160V159H155ZM194 159H192V162H193ZM198 160V158H197ZM195 159V162H196V165H195V169H196V172L198 171L197 168L200 166L199 163H197V161ZM217 160V159H216ZM36 161V160H35ZM39 161V160H38ZM37 161V162H38ZM100 160H98L99 162ZM108 161V160H107ZM111 161V160H110ZM117 161V162H116ZM128 162L127 159L125 160L124 159V162ZM136 161V160H133V162ZM44 162V161H43ZM64 162V161H63ZM75 162V160H74ZM122 162V163H120ZM132 162V163H133ZM219 162V160H218ZM1 163V162H0ZM40 163V164H39ZM39 163L37 165H40L41 169L39 171H43L49 174L53 173L51 172L50 170H47V169H43V163H41V161H39ZM54 163V165H55ZM56 163V164H57ZM68 163V162H67ZM78 163V162H77ZM110 163V162H108ZM146 163V162H145ZM4 165V162H2L0 165ZM34 165H36V162L34 163ZM42 164V166H41ZM45 164V163H44ZM64 164V163H63ZM76 164V163H75ZM128 164V163H126ZM46 165V164H45ZM49 165H53L52 162L49 164ZM105 165V166H106ZM133 165V164H132ZM138 168V165L135 164ZM133 165V166H135ZM146 165V164H145ZM192 165V164H190ZM202 165V164H201ZM218 165V164H217ZM5 166V165H4ZM57 166V165H55ZM62 166V165H61ZM64 166V165H63ZM71 166V165H69ZM129 166V165H128ZM127 166V167H128ZM132 166V167H133ZM2 167V166H1ZM48 165H46L45 168H47ZM58 167V166H57ZM122 167V166H120ZM124 167V166H123ZM121 168V170L125 169V168ZM126 167V165H125ZM189 167V166H188ZM190 167H193V166H190ZM5 168V167H4ZM37 168V167H36ZM59 168V167H58ZM140 168V166H139ZM149 168V167H147ZM163 168H165L163 166ZM216 168H218V166H216ZM49 169V168H48ZM52 169V168H51ZM61 169V167H60ZM66 169V168H65ZM87 169L89 170V168L87 167ZM99 169V168H98ZM106 167L103 169H99L100 171L101 170H105ZM132 169V168H131ZM130 169V171H131ZM136 169V168H135ZM134 169V170H135ZM158 169V168H157ZM190 169V168H189ZM37 170V169H36ZM69 170V169H68ZM84 170V169H83ZM83 170L80 171L83 172ZM98 170V172H99ZM112 170V169H110ZM109 170V172H110ZM127 170V169H126ZM133 170V169H132ZM133 170V171H134ZM141 170V169H140ZM147 170V169H146ZM217 170V169H216ZM219 170V169H218ZM63 171H64V168H63ZM90 171V170H89ZM114 171V169L112 170ZM120 172V170H118ZM129 171V172H130ZM149 171V170H148ZM220 171V170H219ZM51 172V173H50ZM95 172V171H94ZM92 172V173H94ZM97 172V171H96ZM105 172V171H104ZM118 172V173H119ZM124 172V171H123ZM128 172V173H129ZM199 172V171H198ZM222 172V171H221ZM221 172L219 174H221ZM57 173V172H56ZM79 173V174H80ZM99 173H102L103 172H99ZM122 173V172H120ZM134 174V177L133 178L132 176H130V174L128 176H130V178L134 179V180H126V182L123 184H120V186H117L118 188H110L107 192H104L106 194H104V197L108 196V193L111 195V193H113V198L112 199H118L119 196L121 197H124L123 199L126 198L127 201L126 202V205H136V203L140 204V206L142 207H138L137 210H141L143 211V205L144 204L143 202L146 201V193L149 191L146 192V189L145 191L142 190V188H147V184L145 182H150L151 181V178L147 179V176H145L148 172H143L144 176L142 178V176H140V172H133ZM135 173H137L138 175V178L135 176ZM154 173V171H153ZM194 173V172H193ZM32 174H34L32 172ZM84 176L82 175V173L80 175L83 176L82 179H80V181L82 182V184H77L76 182L72 183V185L74 184V186H67V185H61L62 183L64 182H61V184H58V182L56 181L51 187H50V196L49 198L46 199V202L44 203L43 206L45 207H42V209H47L46 212H48L49 214V217H47L44 213L40 212L39 209L38 210H35V208L32 207L33 211H30L29 209L28 210H23V211H19L17 213L15 212H10L7 211V224L4 225L5 228L9 227L11 230L13 229L14 230V234L16 236H18V238L21 240L20 242L18 241V243H13L14 246H11L13 247V249L15 250L14 253H12L16 258V260H20L21 261V256L23 254H21V252L26 248L25 246V242L27 241V235L25 232L24 233V230H22L19 226V228H17L16 226L19 224V222H23V221H27V219H32V218H26L25 216L28 214L29 215H35L37 217L40 218L39 222H45L47 224H49V226L54 229V232H51L49 233L47 240H55V242H59L61 245L58 247H56L55 244H50L47 247V249H50L51 250V257L49 258H46L45 260H43V263L44 264H77L78 262L76 260H74L75 262H69V257L64 248H68L72 255H74V257H82L83 259V263L82 264H106L109 262V259L114 258L116 259V256L115 257V253L114 255H112V257H109L108 259V256H106L105 258L108 260V262H105L104 261L106 259H104V254L105 253H101L102 256H103V261H102V258L100 259L101 261L99 262L97 259V255H96V251L97 252H101L100 248L98 250V247L100 245H97L98 247H96L97 250H95V246H94V238L92 235H85V232H87V229H91L92 232L96 229L97 225L101 228H103L104 226H108L109 224L112 225L113 222L115 224L116 221H114L115 217L112 216V218L110 216H108V212L110 211V209H107L109 207H111V203L109 205V207H104L103 204L105 203V201H109V196L106 197L107 200H104L103 204H99L100 202H98V207L100 208V211H99V208L97 211H99V215L96 217L94 216L95 215V212H89L88 214H85L84 212H82V214L78 211H76L78 209V206L80 203V200L84 197L82 196V194L84 195H87L89 193H92V189L90 190V187L88 185L90 184H87L86 181H88L91 177V173H89L87 170H85L83 172ZM95 174V173H94ZM102 174H99L102 175ZM113 174V173H112ZM115 174V173H114ZM125 174V173H124ZM156 175V172L154 173ZM153 175V177L156 179V177ZM172 174V173H171ZM174 174V172H173ZM218 174V175H219ZM78 175V173H77ZM110 176V178L112 179L111 177V172L110 174H108ZM116 175V174H115ZM127 175V173H126ZM125 175V176H126ZM81 176V177H82ZM104 176V175H103ZM103 176L101 177V179L103 178ZM117 176V175H116ZM124 176V175H123ZM124 176V178H125ZM139 176L140 180H137L139 179ZM149 176V175H148ZM220 176V175H219ZM218 176V177H219ZM29 177V176H28ZM31 177V176H30ZM93 177V175H92ZM192 178L191 179H188V182H186V186L185 190L188 194V192H193V193H196V190L197 189V186L196 184L198 183L197 179H196V175L195 177L194 176H191ZM199 177V176H198ZM197 177V178H198ZM211 177H213V175H211ZM216 177V176H215ZM55 178H56V175H55ZM75 177H72L71 179H74ZM172 178V177H171ZM57 179V178H56ZM63 179V178H62ZM60 179V180H62ZM70 179V178H69ZM70 179V181H71ZM93 179H96L95 175L93 177ZM100 179V181H101ZM85 180V182H84ZM92 180V179H91ZM109 180V179H108ZM117 180V179H116ZM119 180V179H118ZM158 180V179H157ZM214 180V178L212 179ZM49 181V180H48ZM47 181V182H48ZM75 181V179H74ZM77 181V180H76ZM79 181V182H80ZM93 181V180H92ZM121 181V180H120ZM215 181V180H214ZM218 181V180H217ZM221 181V180H220ZM50 182V181H49ZM66 182V181H65ZM73 182V181H72ZM80 182V183H81ZM101 182H105V181H101ZM112 182V181H111ZM118 182V181H117ZM147 182V183H148ZM184 182V183H185ZM222 182V181H221ZM70 183V182H69ZM68 183V184H69ZM86 183V185H85ZM99 183V182H98ZM120 183V182H119ZM147 185H145V184ZM152 183V182H151ZM219 184L220 182H216V183H213V184ZM67 184V183H66ZM103 186H96V189H98L99 191H106V189H108L109 187H106V185L104 183H99ZM118 183H116L117 185ZM143 184L145 185L143 187ZM156 186L157 182H153V186ZM210 184V183H209ZM222 184V183H220ZM93 186L97 185L95 184V180H94V184L92 183ZM91 185V186H92ZM108 185V184H107ZM115 185V184H114ZM123 185V186H121ZM92 186L93 188V191H94V187ZM112 186V185H111ZM214 186V185H213ZM219 186V185H218ZM223 186V185H222ZM150 187V185H149ZM208 187V186H207ZM89 188V189H88ZM158 187H156L155 189H157ZM202 188V186H201ZM206 188V187H205ZM204 188V189H205ZM151 189V188H150ZM208 189L210 190V188L208 187ZM114 190V191H113ZM184 190V189H183ZM200 190V189H199ZM198 190V191H199ZM202 190V189H201ZM152 191V190H150ZM159 191V189L157 190V192ZM207 191V190H206ZM205 191V192H206ZM97 192V191H96ZM149 193V192H148ZM152 193H154L152 191ZM151 193V194H152ZM204 193V192H203ZM103 194V193H102ZM205 194V193H204ZM90 195V194H89ZM149 195V194H148ZM157 194L154 195V197L156 196ZM207 195V193H206ZM150 196V195H149ZM203 196V195H202ZM90 197V198H89ZM88 197V203H90L91 200H93V198L91 196ZM151 197V196H150ZM199 197V196H198ZM120 198V197H119ZM156 198V197H155ZM86 199V198H85ZM84 199V200H85ZM91 199V200H89ZM95 199V198H94ZM122 199V200H123ZM150 199V198H148ZM153 199V198H152ZM202 199V200H201ZM120 201V205L122 204L123 201ZM151 200V199H150ZM190 200V199H188ZM261 200V199H260ZM154 201V200H153ZM191 201V200H190ZM93 203L95 202L94 200L92 201ZM112 202H115V201H112ZM150 202V201H149ZM148 202V203H149ZM152 202V200H151ZM166 202H167V199H166ZM193 202V201H191ZM200 202V203H201ZM264 202V201H263ZM262 202V203H263ZM102 203V202H101ZM107 203V202H106ZM105 203V204H106ZM116 203V202H115ZM142 203V204H141ZM153 203L156 204V202L154 201ZM153 203H150L151 205ZM255 203V202H254ZM91 204V203H90ZM104 204V205H105ZM108 204V203H107ZM114 204V203H113ZM117 204V203H116ZM175 204V203H174ZM181 204V203H180ZM198 204V206H197ZM88 205V204H87ZM94 205V204H92ZM124 205V202L123 204ZM166 205V206H167ZM183 205V203L181 204ZM258 205V204H257ZM260 205H261V202H260ZM11 206H16V207H20L21 209H23V207H21L20 205H18L17 203H14L13 205ZM25 206V205H24ZM119 206V205H118ZM145 206H147V202H145ZM176 204L173 206L174 208H177L175 207ZM179 206V204H178ZM242 206V207H243ZM253 206V205H252ZM90 207H92L90 205ZM89 205H88V208H90ZM125 207V206H123ZM158 207V206H157ZM241 207V211H242V208ZM25 208V207H24ZM28 208V207H27ZM38 208V207H37ZM36 208V209H37ZM41 209V207H39ZM112 208V207H111ZM245 208V207H244ZM262 208V207H261ZM26 209V208H25ZM31 209V210H32ZM43 209V210H44ZM79 209H81V207H79ZM97 209V208H96ZM126 209V208H125ZM157 209V208H156ZM165 209V208H164ZM256 209V207H255ZM35 210V211H34ZM83 209H81L82 211ZM109 210V211H108ZM113 210V209H111ZM134 211V209H132ZM130 209V212L132 211ZM151 211V207L149 209ZM148 210V211H149ZM152 210H153V207H152ZM158 210V209H157ZM173 210V209H172ZM264 210V209H263ZM147 211V212H148ZM165 211V210H164ZM232 211H235L234 209ZM128 212V213H130ZM139 214L142 216V213ZM226 212V211H225ZM228 212V211H227ZM237 212V211H236ZM77 213H79V218L77 216L76 218V215ZM111 213H113L111 211ZM114 213H117V212H114ZM113 213V214H114ZM122 213V212H121ZM128 213H124L123 215H130ZM151 213V212H150ZM154 213V211H153ZM156 213V212H155ZM158 213V212H157ZM224 213V211H223ZM229 213V212H228ZM47 214V215H48ZM89 214H92V216H90ZM137 215V217H139L140 215ZM111 215V214H110ZM115 215V214H114ZM122 215V214H120ZM118 215V217L120 216ZM122 215V216H123ZM134 215V212L131 213L130 216H132V218L130 219H133L135 217H133ZM144 215H147L146 211L144 213ZM157 215V214H156ZM219 215V213H218ZM235 215L237 216L238 214L235 213ZM34 216V217H35ZM90 216V218H89ZM154 216V215H153ZM158 216V215H157ZM216 216V215H215ZM239 216V215H238ZM5 217V216H4ZM136 217V218H137ZM144 216H142L143 218ZM235 217V216H234ZM242 217V216H241ZM240 217V218H241ZM6 218V217H5ZM109 218L113 221L112 223H109ZM122 218V217H121ZM141 218V222H142V219ZM157 219V217H152V216H149V222L146 224H151L152 227L155 225L152 224L153 220L154 219ZM114 219V220H113ZM129 217H128V220H130ZM140 219V218H139ZM34 220V219H33ZM33 220H30V221H33ZM90 220V221H89ZM110 220V222H111ZM198 220V219H197ZM211 220V219H210ZM118 221V220H117ZM143 221V222H144ZM152 221V222H151ZM166 221L168 223H166ZM205 221V220H204ZM207 221V220H206ZM43 222V223H44ZM119 222V221H118ZM117 222V229H115L116 231H111V228L112 226H110L111 228L107 230L106 234H104V237H108L106 239H108V242L109 241H113V243H118V246L121 247V250H119V248H117V251H121V254L123 256H127L128 255V259L129 260V256L132 254H128L129 252L128 251H131V248L137 243V237L138 238V241L139 239H142V243L143 244V239H146L148 238V236L146 237V235L143 233L145 232L147 235H150L151 232L148 231V229H150V231H152L154 229L151 230V228H144L142 227V223L140 224L139 221V225H141V227L144 229L147 230V232L144 230V231H141L140 230V226L138 227L137 226H134L133 224H129L127 223L126 221H121L120 224H118ZM131 222V220H130ZM135 222V221H134ZM144 222V223H145ZM155 222V220H154ZM184 224H183V223ZM201 221H199L200 223ZM26 223V222H25ZM133 223V222H132ZM208 223V222H207ZM212 223V222H211ZM113 224V226H114ZM135 224H137L135 222ZM170 224V225H172ZM181 224L182 227H181ZM200 224L204 225L205 223L201 222ZM22 225V224H21ZM191 224L189 222V224H186L185 227H189ZM232 225V224H231ZM159 226V225H158ZM169 226V227H167ZM173 226V225H172ZM205 226V225H204ZM93 227V228H92ZM138 227V228H137ZM175 227V226H174ZM173 227V228H174ZM115 228V226L113 227ZM137 228V229H136ZM141 228V229H142ZM156 228V226H155ZM171 228V227H170ZM132 230V231H129V230ZM158 229V228H156ZM155 229V230H156ZM177 229V227H176ZM181 229V230H182ZM56 230V231H55ZM99 230V229H98ZM101 230V229H100ZM175 230V228H174ZM185 230V229H184ZM7 231V229H6ZM105 231V230H104ZM154 231V230H153ZM169 231H171L169 229ZM178 231V230H177ZM183 231V230H182ZM5 232V231H4ZM9 232V230H8ZM119 232H122L121 235L119 234ZM129 232V233H128ZM149 232V233H148ZM174 232V231H173ZM179 232V231H178ZM177 232V234H178ZM1 233V232H0ZM29 233V232H28ZM94 233V232H93ZM97 233V232H96ZM126 233H128L129 235V239H128V243L127 245L124 243V241L127 240V236H126ZM179 233H182L181 231ZM6 234V232H5ZM18 234V235H17ZM89 234V232H88ZM100 234L102 235L101 231H100ZM151 234H155V233H151ZM174 234V233H173ZM31 235V233H30ZM98 236V234H95ZM142 235H144L142 237ZM15 236V237H16ZM29 236V235H28ZM88 236V237H87ZM10 237V236H9ZM30 237V236H29ZM28 237V238H29ZM32 237V236H31ZM151 237V236H150ZM154 238V236H152ZM34 238V237H33ZM98 238V237H97ZM100 238V237H99ZM98 238V239H99ZM152 238V239H153ZM31 239V238H30ZM35 239V238H34ZM151 239V238H150ZM151 239V240H152ZM16 240V239H15ZM29 240V239H28ZM33 240V239H32ZM97 240V239H96ZM100 240V239H99ZM98 240V242H99ZM104 239H102L103 241ZM124 240V241H122ZM147 240V239H146ZM101 241V240H100ZM101 243H105L102 242ZM136 241V242H135ZM148 241V240H147ZM30 242V241H29ZM107 242V243H108ZM110 242V243H111ZM109 245L111 246V243ZM139 243V244H140ZM147 243V242H146ZM149 243V242H148ZM27 244V243H26ZM36 244V243H35ZM38 244V243H37ZM100 244V243H98ZM105 245V244H104ZM138 244H136L137 246ZM107 246V244H106ZM113 246V245H112ZM138 247V246H137ZM243 247V246H242ZM114 248V247H113ZM116 248V247H115ZM106 249H109V251H111V248H105V251L108 252ZM70 251H68V253H70ZM103 251V250H102ZM112 252V251H111ZM110 253V252H109ZM98 254V253H97ZM120 252H119V257H120ZM206 254V253H205ZM12 255L11 258H13L14 256ZM100 255V254H98ZM107 255V254H106ZM118 255V254H117ZM122 256V257H123ZM10 257V255H9ZM23 257V256H22ZM132 257V256H131ZM14 259V261H16ZM23 259V258H22ZM25 259V258H24ZM22 260V261H25V260ZM81 259V260H82ZM110 259V260H111ZM122 259H126L125 257L122 258ZM13 260V259H12ZM69 260V261H68ZM81 260L79 261V263L81 264ZM118 260V258H117ZM117 260H111V264H114V261H117ZM19 261V262H20ZM20 262V264L23 262ZM120 263L119 264H123L121 263L122 260H120ZM118 261V262H119ZM131 261V260H129ZM17 262V261H16ZM116 262V263H118ZM18 263V262H17ZM25 264H29V262ZM31 264V262H30ZM32 264H35L32 262ZM146 264H148L146 262Z\"/></svg>", "mask_w": 264, "mask_h": 264}]
</instances>
